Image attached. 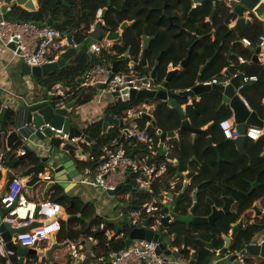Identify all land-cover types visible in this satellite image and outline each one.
<instances>
[{
	"label": "trees",
	"instance_id": "16d2710c",
	"mask_svg": "<svg viewBox=\"0 0 264 264\" xmlns=\"http://www.w3.org/2000/svg\"><path fill=\"white\" fill-rule=\"evenodd\" d=\"M11 2L12 0H6ZM40 7L36 12H29L20 6L13 7V17L18 22H35L39 25L47 23L51 18L54 22V28L60 30L72 37L79 46H84L89 41L91 28L97 23V14L100 10H107L103 18V31L105 33L116 32L125 22L133 23L129 26L120 41L113 46L109 54L106 50L103 56L110 62L122 61V71L128 72L129 60L125 55L130 51L129 57L136 62L139 61L145 47L143 46V37L154 38L151 45L147 48V61L151 67H158L156 83L163 84L169 74V66L178 67L188 58L190 50H194L190 56L188 66L182 72L176 73L168 83V90L179 94L180 92L192 90L198 85L201 68L214 58L204 71L203 82L217 80L225 82L229 77L235 76L240 67V58L251 65L245 71L247 77L256 76L257 81L245 84L241 90L250 108L257 112L264 120V67L261 64L252 63L254 52L251 48L257 47L260 37L264 35V28L261 22L254 20L252 24L245 25L242 29L230 28V25L236 19V14L228 9L222 1H217L216 5L212 0H205L201 5L193 8L192 0H65L68 6L58 3L57 0H38ZM213 11L215 14L210 19ZM213 37L216 39L213 41ZM243 39L251 42L253 47H245ZM162 56L158 62V58ZM119 57L121 59H119ZM96 58L82 52L72 59L65 67L55 70L45 76L38 78L44 88H49L53 84H62L70 86L71 91L75 92L74 99L79 98L80 104H86L92 101L97 94V89H81L79 80L95 65ZM137 71L142 72V68L136 66ZM228 74V75H227ZM80 90V91H79ZM179 104H187L188 99L181 94L177 96ZM223 95L217 90L205 94L199 103L195 102L189 105L186 110L187 118L196 129H202L211 122L216 121L209 132L217 143H221L222 148H230L227 139L220 129V122L231 118L228 115L221 117L224 110L222 104ZM143 100L136 99L126 103H119L111 106L108 114H113L119 118H127L131 111H141L139 107ZM139 107V108H138ZM14 112L9 110L7 120L13 121ZM156 126L165 133L179 131L182 124L180 115L168 108L166 104H158L154 113ZM137 119V120H136ZM141 129H147V119L138 116L135 118ZM102 123H95L86 131V136L95 142L96 149L112 145L121 141L120 128L114 127L108 134L102 135ZM158 138L155 131H150ZM53 142L59 143L55 140ZM249 145L255 149L252 158V164L249 165L248 158L232 150L226 153L225 160L221 164L217 158L209 161L207 165L214 163L217 167V174L206 178L202 183H196L193 188L201 186L199 191V203L197 214L207 216L211 213L209 201H212L217 207L223 206L221 190L225 188H234L241 192L248 193L251 190L250 183L259 181L262 185L250 197H246L236 206V213L226 215L216 222L215 225L196 226L182 222H173L169 227V235L174 236L175 246L182 247L187 244L196 253L195 264H215L216 253L211 252L200 242V240L209 242L215 241V249L221 250L224 246L222 234L228 235L231 231V224L236 223L241 217L253 208V204L258 199H264V157H261L264 145L260 142L248 141ZM116 145H112L115 147ZM125 146V145H124ZM248 146V145H247ZM126 147V146H125ZM128 153H132L133 147H126ZM179 152V166L182 169L188 158L185 152L184 143ZM100 156H98L99 158ZM10 158V164L13 162ZM32 161V160H31ZM29 161L21 160L19 165L25 167ZM229 167L230 174L221 173L224 166ZM224 165V166H223ZM93 168L92 164L89 165ZM228 174V175H227ZM130 183V185H129ZM134 178L131 177L127 185L121 188V194L126 195L129 192L133 194V203L141 205L149 200L144 197L143 201H137L142 197L132 184ZM222 188V189H221ZM165 189V188H164ZM168 188H166L167 190ZM158 193L159 188H155ZM145 194V193H143ZM191 204L188 199L187 205ZM132 207V206H131ZM188 207V206H187ZM73 211L80 212L81 217L74 223L81 224L75 231L77 238L83 235L87 240L93 238L99 243L94 248L97 258H108L111 253L119 252L126 248V241L129 234V225L124 224L125 239L109 240L102 230L101 224L106 225L108 217L100 216L97 211L91 207V203L83 200L76 203ZM85 218V222L81 221ZM97 226L96 231H92ZM110 228L112 227L109 224ZM113 228V227H112ZM263 226H247L239 233V238L232 248L233 251L241 250L243 246L250 243L256 234L260 233ZM64 225H62V232ZM60 233V235L62 234ZM74 232V233H75ZM59 235V238H60ZM184 257L189 259L190 252H185ZM29 258H36L28 256ZM248 264L250 262L246 261ZM237 264V263H232Z\"/></svg>",
	"mask_w": 264,
	"mask_h": 264
},
{
	"label": "built area",
	"instance_id": "2783aa9c",
	"mask_svg": "<svg viewBox=\"0 0 264 264\" xmlns=\"http://www.w3.org/2000/svg\"><path fill=\"white\" fill-rule=\"evenodd\" d=\"M218 1H222L230 10H233L235 6L234 3H237L235 0ZM261 1L264 2V0ZM196 6L197 4L194 5L195 8ZM13 7H9L6 11L0 13V16L2 17L0 20V43L6 48H9L10 45H14L15 48L13 49V54L21 63H25L32 68L42 67L48 63L56 62L60 55L68 49L72 47L77 48L79 46L72 37L70 40L69 35L47 24L39 25L32 21H16L13 17ZM20 7L23 8V6ZM28 11L32 12L30 10ZM6 14L9 15L4 18V15ZM243 18L245 21L253 22L255 20L251 11H246ZM97 19L98 21H102L103 24L102 10L98 12ZM259 41H261V44L260 52L257 54V57L259 62L264 63V35L260 37ZM114 45L115 43L103 39L89 48L96 58V63L82 78L80 83L81 88H95L98 92L110 96L117 91L121 92L126 89H134L137 91L142 89L158 91L161 89V84H157L155 80L150 77H145L144 74L139 73L134 66H131L128 72L114 73L112 63L103 56V52L111 49ZM243 45L245 47L252 46L251 42L247 39H243ZM239 60L241 64L246 63L242 58ZM171 68L176 70V68L179 67ZM255 81H257V77L255 76H242V85L239 87L238 91H241L245 84ZM227 83L228 81L223 83L218 82L217 80L203 82L206 86H225ZM56 86H59L58 94L63 98L59 106L65 108L75 92L60 84ZM101 86H104V88L101 89ZM54 88L55 87H53V90ZM7 94L6 102L1 101L0 99V110L4 108L11 109L13 102H17L18 96H15L10 92ZM49 94H52V92H49L48 95ZM22 114L24 116V113ZM142 114L143 110L140 112L133 110L128 113L127 118L122 119V122H126L130 118L141 116ZM220 129L227 140L235 139L239 136L236 122L233 117L221 121ZM47 130L52 132L51 137L45 135ZM126 130V133L123 132L124 137L143 145V151L139 155L135 154L132 157L131 154L128 153L126 147L119 141L115 143V147H112L111 145L105 146L102 150L101 162L95 168H87L85 170L81 179V184L83 186L102 190L104 194H107V192L114 191L118 187L127 184L129 182L128 180L133 177L136 188L147 190L151 194L153 193V181L163 173V169L161 170L159 168L158 154L161 149H164L168 153V142L173 139L167 138L166 141L162 142L158 135V138H156L155 135L147 132L146 129H141L136 124L127 127ZM15 131L19 135L21 143V149L16 152V156L18 155V157L26 155V147L34 151L29 145L32 143L33 138L37 137L39 133L44 134L49 141L59 140L62 146L68 141V135L63 134L62 129H57L50 124L35 127L26 122L24 117L22 118L20 114L17 119ZM263 134L264 129L252 127L247 130L246 137L249 140L256 141L261 138ZM72 140L78 147L81 140L78 138H73ZM169 161L174 162L172 160ZM39 177L40 187L44 183L51 181L49 171L40 174ZM183 182L188 183L189 180L184 178ZM174 187L175 185L173 183L169 190L161 191L158 196L140 205V209L131 212L128 223L130 232L134 229L146 228L156 235L164 236L169 234V229L162 228V225L163 220L170 216V213L165 212V209L176 201L177 195L174 192ZM25 188V179L19 176H14L10 180L6 196L1 198L2 206L10 209L6 221L12 223L13 228L18 229L32 225L36 222L41 223V225L34 227L27 232L15 234L11 239L12 242L23 248L43 252L44 262L41 264H56L63 260H67V264H83L87 258L86 253L83 252V245L79 244L67 248L69 251V256L67 257L64 254H56L54 256V261L47 258V251L55 243H58L59 235L62 232L60 213L63 212V208L58 202L49 199H44L39 202L28 200L23 194ZM147 219H150V221L148 226L145 227L144 223ZM99 229L104 230L107 228L106 225L101 224ZM115 235L116 232L106 230V236L110 240L113 239ZM128 238L129 235L125 239V234L122 232V234L116 239H125V241H127ZM172 239L173 236L170 237V241L167 243L164 239L163 245L166 246L167 250L178 252L179 249L171 245ZM252 245L263 247L264 234H259L257 240H255ZM159 246L160 243L149 242L146 240H134L129 247L119 252L111 253L108 258H97L95 254H91L89 264H190L189 260H185L182 257L176 259L166 256L164 253L158 254L157 251ZM16 254L15 251L7 248L6 242L0 237V263L5 261L7 264H16L13 262V259H16L17 257ZM20 259L21 256L18 255L17 260L19 261ZM242 261H245L244 257H240L238 262L241 264ZM24 264L39 263L32 258H24ZM215 264H217V261Z\"/></svg>",
	"mask_w": 264,
	"mask_h": 264
},
{
	"label": "water",
	"instance_id": "95a60500",
	"mask_svg": "<svg viewBox=\"0 0 264 264\" xmlns=\"http://www.w3.org/2000/svg\"><path fill=\"white\" fill-rule=\"evenodd\" d=\"M214 4L216 5L217 0H212ZM237 3L235 4V10L234 13H236L240 19L237 21L236 29L240 30L242 29L245 25L247 24H252V21H245L242 16L243 13L246 11H251L252 14L254 15L255 19L258 20L263 24L264 28V2L261 0H235ZM16 5L18 6H23L26 10L30 11H35V6L32 0H15ZM58 3H62L65 6H68V3L63 2L62 0H57ZM205 0H195V3L197 4H202L204 3ZM107 13V10L102 11V18L105 17ZM215 14V11H213L210 20L213 19V16ZM9 14L4 15V18H6ZM0 16V20H1ZM47 25L54 27V22L51 18L48 19ZM128 23L125 22L121 25L120 29L116 32H109L105 33L102 28V21H98L94 26L92 31L89 33V41L87 44L84 46H78L77 48H70L66 52L60 55L59 59L56 62L48 63L42 67H30L25 63H20V72L26 76H32L34 78H39L42 76H45L57 69H61L65 67L72 59H74L78 54L85 52L87 53L91 58L93 57L92 51L89 50V48L95 44L96 42L100 40H107L109 42H119L122 35L121 32L127 29ZM69 39L71 40V37L69 36ZM154 38H148V37H143V44L144 47L146 48L143 51L142 58L138 64L140 68H142L144 72L145 77H150L152 79L157 78L158 74V67H155L154 70L152 71V74H149L148 70V63H147V48L151 45L153 42ZM260 44L261 41L258 42V45L256 48H251V51L255 53L253 56L252 62L259 64V59L257 57V54L260 52ZM10 48L14 49V45H10ZM192 53V49L189 53L188 58L182 63L181 67L186 68L188 66L190 56ZM130 55V51L127 52L125 55L126 58H128ZM161 57H159V60ZM213 59H209V61L201 68L200 70V76L198 78V85H196L192 90H187L183 91L179 94L173 93L168 90V83L171 81V79L174 77L176 74V71H171L169 72L165 82L162 84V87L158 91H148L146 89H142L140 91L134 90V89H126L124 91H117L115 92L112 96L114 98H117L118 102L121 101H129V100H134L136 98H144L145 99V106L149 105V102L151 99H156L158 101L162 102H168L169 101V106L176 110L181 118H182V124H181V129L182 131H187L193 135V144H195V139L199 135H204L208 136V131L203 130V129H196L194 128L191 124L190 121L187 119L186 114L184 113L182 107L178 104V102L175 100L178 95H182L184 97L188 98H193L195 101L196 96H201L203 94L209 93L212 90H217L223 94V101L226 104H229L233 111H234V119L236 122L237 130L239 132V136L235 139L227 140L229 144H231L237 152L240 154L246 156L249 158V155L247 154L246 151V145L248 142V139L246 137V132L250 127H258V128H264V120L258 115L257 112L255 111H250L248 108V105L245 103V101L240 97V95L237 93L239 87L242 85V75H239L235 78H233L229 84L226 86L224 85H212V86H206L203 84V78L202 75L209 65V63ZM119 61H116L113 63V70L114 73H120L119 69ZM132 65H135L134 63ZM249 64L244 63L240 64L239 71L241 74H243L246 69L248 68ZM228 75V74H227ZM230 76V75H228ZM82 79L79 80V83H81ZM58 84H53L48 88V91L51 92L53 86H56ZM245 86V85H244ZM66 88H71L70 86H65ZM101 89L104 88V86L100 87ZM2 95V91L0 90V97ZM62 96L61 95H54V94H49L45 97L44 100L38 101L34 104H32L30 107H28L25 112H24V120L35 127H40L41 125L44 124H50L51 126H54L57 129H62L63 134L68 135V141L65 143L64 146H61V143H56V142H50L44 143L43 146H41L38 151H31L29 148L26 147V155L20 156L18 158H15L13 162L11 163L10 167L14 168L15 164L19 163L21 160H27L29 163L23 167V172L21 174V177L24 179H28L26 182V187L28 188L29 192H32L33 188H40V174H44L47 171H49L51 177L48 185L45 188V192L43 194V197L47 195L51 190H56L58 187L62 186L63 182L67 181L66 179H62L61 177L66 174V165L67 163H72L73 167L75 166V155L82 156V152L76 151L77 144L73 142V138H78L80 140H85L89 142V138L84 135L83 132L80 131L78 125H77V118L76 115L70 114L68 110H71V108L76 105L77 101L68 103L65 108L59 107L57 104L58 100H61ZM193 101V102H194ZM6 109H3L1 114H0V120L3 119L4 115L6 114ZM144 119H147L150 121V124L148 125L146 131L150 132L152 130L156 131L157 135L160 137L161 141L164 142L166 141L167 138H172L177 142V138L175 137V132H170V133H165L159 130L155 124V121L151 119L149 115H147L146 109H143V114L141 115ZM135 120L134 118L128 119L126 122H122L119 119L112 118V117H105V122L103 124V130H107L108 126L110 124H113L114 126L120 127L124 133L127 132L126 126L131 123L132 121ZM4 129V128H3ZM2 129V130H3ZM45 135L47 137H51L52 132L50 130H47L45 132ZM44 134L39 133L37 135V139L45 142L46 137ZM264 140V135L257 140V142H260ZM16 141H19V135L14 132L12 135L9 136L8 140V147H12L11 142L15 143ZM207 146H206V151L208 150H214L216 151L218 155V162L221 161L222 156L221 152L219 150L218 145H213L212 139L210 137H207ZM136 149H134V152L131 153V156L133 157L135 155ZM1 154V151H0ZM9 154V151L6 155H4V158L2 159L1 164L3 165L5 163V158ZM162 156L161 153L158 155V159ZM168 158H173L170 157L169 155H166ZM32 160V161H31ZM64 171V173H62ZM1 169H0V179H1ZM71 172V171H70ZM192 172V171H191ZM70 174V173H69ZM179 177H183V174L181 172H178ZM13 178V174H10L8 177V180L6 182V185L0 192V237L6 242L7 248L9 250L15 251L19 256L25 257V255H34L35 257L38 258V263L41 264L44 261V253L43 252H38L37 250L34 249H28V248H23V247H16V245L11 241L12 237L15 234L18 233H24L29 230H31L34 227H38L41 225V223H33L32 225L26 226V227H21V228H13L12 223H9L6 221V217L8 216V213L10 209L5 208L1 204V198L6 196V192L8 189V185L10 180ZM188 179H191L190 175H187ZM62 182L59 184H56V182ZM129 181V180H128ZM259 184L254 183L253 188L250 193L245 194L241 191H238L234 188H227L229 191V194L226 193V190H223L222 194V199H223V206L221 207V210H218L213 202H210V206H212L213 211L207 216H201L197 214V208H198V194L199 190L201 189V186H198L196 193L194 195V201L195 204L192 206V208L189 210V216L192 217V223L193 225L196 226H206V225H215L218 220L223 218L225 215H231V208L234 205V203L239 202L245 197L251 196L254 191L256 186ZM63 187V186H62ZM188 183H185L183 193L180 194L177 199L176 203H180L184 193L187 191ZM121 187H118L114 191H109L107 192L106 195L109 197H116L118 192L120 191ZM139 192H147L146 190L143 189H138ZM98 194L104 195L102 190H97ZM132 201V196L129 197L128 202ZM73 204V202H72ZM135 209H140V207H134ZM171 206H168V209H170ZM254 211L255 213L259 214V217L264 216L263 211L259 210L257 206H254ZM60 217H63V213H60ZM78 217L73 216L70 217L67 220V224L70 225L72 221L76 220ZM150 219H147L144 223V226L147 227L149 224ZM173 218L172 216H168L163 220V225L162 228H169L172 225ZM108 224V223H107ZM244 229V218L242 217L237 223L231 224V230L232 233L229 235H226L224 237L225 239V246L224 248L219 252V255H224L228 256L229 260L228 263H238L237 261L240 260V257L246 258L245 261L241 264H248L247 258L250 256L254 257H264V246L262 248L252 245V243H247L243 246V248L239 251L235 250L233 251L232 248L235 246L238 238H239V233ZM124 228L118 229L116 235L113 237L112 240H115L117 237H119ZM106 232V229L102 231L104 234ZM264 234V225H263V232ZM7 237H11L10 240L7 239ZM134 240H146L149 242H154V243H160V246L158 248V254L164 253L166 256L173 257V258H180L185 252H189V247L187 244L184 245L183 249L179 252H172L170 250L166 249V246L163 245V240L164 236L156 235L152 231L147 230L146 228H138L134 229L129 233V238L126 241V248L129 247ZM257 240V237L252 239ZM200 242L209 250H214V241L211 242ZM82 245H85L87 249L89 250L88 253H86V260L84 261L83 264H89L90 259H91V250H92V242H86L82 241ZM171 245L174 246L175 242L171 241ZM63 248V245H60L58 243H55L46 253V256L48 259L51 261H54V252L56 250H60ZM261 251V253H260ZM195 259H196V253H193L191 256V261L190 264H195ZM59 264V263H56ZM69 264V263H68Z\"/></svg>",
	"mask_w": 264,
	"mask_h": 264
},
{
	"label": "crops",
	"instance_id": "0c3cea01",
	"mask_svg": "<svg viewBox=\"0 0 264 264\" xmlns=\"http://www.w3.org/2000/svg\"><path fill=\"white\" fill-rule=\"evenodd\" d=\"M32 1L34 3V6H35V11H32V12H36V11H38V9L40 7V2L38 0H32ZM62 1L65 2V3H68L65 0H62ZM192 1L194 2L193 4L195 5L196 4L195 0H192ZM14 5H16L15 0H12L11 2H8L6 0H4V1L0 0V13L2 11L3 12L6 11L7 8H9V7H13ZM197 5H201V4H197ZM16 6H18V5H16ZM193 8H195V7L193 6ZM23 9H25V8L23 7ZM234 10H235V6H234L232 11L234 12ZM244 13H243V15H244ZM242 18H243V16H242ZM239 19H240V17L236 14V19L234 20V22L231 23L230 28L236 29L235 27H236L237 21ZM96 21L98 22V19ZM209 21H211V20L207 19V22H209ZM255 21H256V19H255ZM132 24L133 23H128L127 28L129 26H131ZM91 31H92V28H91ZM123 34H124V31L121 32V35H123ZM215 39L216 38L213 37V41ZM113 43L117 44L118 42H113ZM143 46H144V44H143ZM251 47H253V46H251ZM253 48H256V47H253ZM111 49L106 50V51L109 54L113 55L114 53L111 51ZM191 49H192V52H193L194 47H192ZM142 55H143V53H142ZM142 55L140 56L139 61H137V62L135 60H133L131 57L127 58L129 60V62H128L129 69L127 71L130 70L131 66H134V68L136 66H138V64H139V62H140V60L142 58ZM254 55H255V53H254ZM160 57L162 58V56H160ZM119 59H121V58L119 57ZM212 59H214V58H212ZM160 60L158 58V62ZM20 63L21 62L19 60H17L16 57L14 56L13 49L10 48V47L6 48L5 46H3L0 43V90L2 91V96H1L0 99H1V101L6 102L7 101L6 96H8V94H7L8 92L12 93L15 96H18L17 102L16 103L13 102V105L11 106V109H9V110H12L14 112L13 121L9 122L7 120V113H8L9 110H6L7 111L6 114L4 115L3 119L0 120V151H1V154H0V169L2 171L1 172L2 175H1V179H0V192L2 191L4 186L6 185V182H7L8 177H9L10 174H13V177L14 176L21 177V174L24 171L23 167L21 166L22 164L19 165V163L15 164L14 168L10 167V165H11L10 164V158H13V159H14V157L18 158V155L16 156V152H18L21 149L20 138H19V141H16L15 143L11 142V144H12L11 148L8 147L9 136L12 135V133L16 132L15 131V127H16L18 116L20 114L21 117L23 118L24 116H23L22 113H24L25 110L28 107H30L32 104H34V103H36L38 101L44 100L45 97L50 92V91H48L47 88H44L41 85V83L37 80L38 78H34L32 76H26V75L22 74L20 72ZM119 63H120L119 64L120 72H123L122 71L123 62L119 61ZM133 63L135 65H132ZM147 63H148V61H147ZM182 63L178 66L179 68L174 67V68H176V73H180V72L183 71L184 68L181 67ZM246 63H248L249 66L251 65V62L249 63V62L246 61ZM259 64H261L264 67V63L260 62ZM112 65H113V63H112ZM249 66H248V68H249ZM171 67H173V65L169 66V70H168L169 72L174 70ZM154 68L151 67L150 64L148 63L149 74H152V71L154 70ZM138 72L141 73V74H144L143 71L142 72L138 71ZM239 75L244 76L245 72L243 74H241L240 71H238V73L235 76H233V77H229L228 76V80H226L225 82L228 81L227 84H229L230 81L233 78H235V77H237ZM156 79H155V82H156ZM225 82H223V83H225ZM53 87H55V88H54V90L52 88V90H51L52 94L55 95L57 93L56 95H59L58 94L59 86H53ZM81 89H86V88H81ZM237 93L240 95V97L248 105L249 110L253 111L250 108V106L247 103V101L245 100V98L242 96L241 91H238ZM204 95L205 94H203L201 96H196L195 97V101L193 100V98H188L187 104H183V105L179 104L177 97H176L175 100L182 107L184 113L186 114L187 107L189 105L194 104L195 102L199 103ZM74 96H75V93L72 96V99L68 101V103L77 101L76 105H74L71 108V110H68V112L69 113L71 112L70 114L76 115V118L78 120L76 123H77L80 131L83 132L85 136L87 135L86 131H87V129L89 127H91L95 123L104 124L105 117H107V116L112 117V118H116V119H119L120 121H122V119H124V118H119V117H117V116H115L113 114H108V112L110 110V107L113 106V105L116 106L119 103H126V102H129V101H134L136 99L143 100V103L139 106V107H141L140 109L143 110L145 108L146 112H147V115H149L151 117V119L154 120V121H155L154 113H155L156 106L158 104H166L169 109L174 110V109H172L169 106V101L168 102H162V101H158L156 99H151L150 102H149V105L145 106V99L144 98H136L134 100L118 102L117 98H114L112 95L111 96L110 95H104L103 93H100V92L97 91V94L95 95V97H94V99L92 101H90V102H88L86 104H80L79 103V98L74 99L73 98ZM20 98H22L23 100L20 99ZM60 102H61V100H58L57 104L60 105ZM222 104L224 105L225 108H224V110H223V112L221 114V117H223L224 115H228L229 114V117H231V118L233 117L234 118V111H233L232 107L229 104L224 103L223 100H222ZM2 110L3 109L0 110V114H1ZM174 111L177 112L176 110H174ZM186 116H187V114H186ZM136 120H134L131 123H129L126 126V128L130 127V126H133L135 124L138 125ZM146 121H147V127H148V125L150 124V121H148V120H146ZM155 123H156V121H155ZM214 123H216V121H213L209 125H207L204 128H202L203 130H207L208 131V136H204V135L197 136V138L194 140L195 144H193V135L191 133H189L187 131H182V130L176 131L175 132L176 134H175L174 138H177V142H175L174 139L170 140L168 142V144H169V152H168L167 155L170 154V157H173V158H168L166 156V153L163 154L161 151L159 152V153L162 154V156L158 159V164H159V168L161 170L163 169L162 170L163 173H162L161 176H159V177L154 179L153 184H152L153 193L151 194V193H149L146 190L147 192H142V193H145V194H143L142 197H138V199L135 200V202H137L139 200L143 201V198L146 197V196L150 198L147 201H150L154 197L158 196L161 191L169 190L170 187H171V184H173V183L175 185L174 192L176 193V195L178 197L180 194L183 193V189H184V185H185V183L183 182L184 178L188 179L187 175H190L191 179H188L189 182H188L187 191L184 193V196H183V198H182V200L180 202L182 204V206H183L184 212L189 214V210L195 204L194 195H195L196 190L198 188V187L197 188L196 187L193 188V185L196 184V183H199V182L202 183L207 177L210 178L211 176H214L215 174L218 173L217 172L218 168L214 166V163H211L210 166L207 165L206 167H204L206 164L209 163V161H212L215 158H217V160H218V155H217L216 151H214V150L206 151L205 150L206 146H207V141H206L207 137H210L212 139V143H213L214 146L215 145L219 146V150H220L221 156H222L221 161L218 162L219 164H221L222 161L225 160L226 153L231 152L232 150L237 152L235 147H233L231 144L228 143L230 145L231 149H229V148H224L223 149L222 146H221V143H217V141H215L213 139L212 135L209 132V128ZM190 124H191V122H190ZM114 127L115 126L113 124H110L106 131L103 130V127H102V135L106 136L108 134V132L111 131ZM116 127H118V126H116ZM250 128H252V127H250ZM262 129H264V128H262ZM152 131L154 132V130H152ZM123 134H124L123 130L120 128V135H119L120 138H121L120 143L125 145L128 148L133 147L132 153L134 152V149H136L135 154L139 155L143 151L142 148H144V146L141 145L140 143H135L134 141H132L130 139H126ZM155 134H157L156 131H155ZM50 142L51 141H49L48 139H46V141L43 142V141H41V140H39V139H37L35 137V138H33V141L29 145V147L31 149H33L34 151H38V149L41 146H43L44 143H48L49 144ZM253 142H257V141H253ZM183 143L185 145V152H186V156L188 158V163H186L184 165V167L181 169L180 166H179V152H178V149H181V145ZM260 143H262V145H264V140L260 141ZM112 145H115V143L112 144ZM247 145H246V151H247V154L249 155V157H251L253 155V153L255 152V149L252 148L251 145H249L248 142H247ZM76 150L82 152V156H78L77 155V157H76V155H75V166L74 167H73L72 163H67V165H66L67 167H66V170H65L66 174L61 177L62 179H66L67 178V181L63 182V183L62 182H58V181L56 182V184H59V185H60V183H62L63 187L60 186L56 190H51L44 197H43V194L45 192V188H46V186L48 185V183L50 181H48V183H44L40 188H33L32 192H29L27 187L23 190V194L30 201L39 202V201L44 200V199H49V200L58 202L63 208V212H62L63 213V217H61V223H62V225H64V230H63L62 234L60 235V238L58 239V243L60 245H63V248L58 250V251H55L54 254H53L54 256L56 254H61V253L66 255V257L69 256V251L67 250V248H71L73 245H78V244L82 245L81 244L82 241L92 242V250H91L90 253L91 254H95L94 248H96V246L98 245L99 242L97 240H94L93 238H90L89 240H87L83 235H80L77 238L75 231H77L80 228L81 224L74 223L75 220L72 221L70 225L67 224V220L70 217L77 216L78 217L77 221L81 217L80 212L75 213L73 211V208H74L75 204L80 202L81 200H83V201H85L87 203L96 204L97 213L100 216L108 217V222H107L108 224H106V228H107L106 230L107 231H111V232H117L118 231V229H116L114 227L110 228V226H108L110 223H112V221L117 222V215H116L117 206L112 201V199L117 198V196L116 197H109L106 194L100 195V194H98L96 189L90 188V187H85V186H83L81 184V179H82V177L84 175L85 170L87 168L92 169V168H90L89 165L92 164L93 165L92 167L95 168L101 162L102 148L101 149L100 148L96 149L95 142H93L91 140H89V142L85 141V140H81L79 142V145H78ZM8 151H9V154L6 156V158L4 160L5 163L2 165L1 164L2 159L4 158V155H6L8 153ZM237 153H239V152H237ZM240 155H242V154H240ZM98 156H100V157L98 158ZM242 156H244V155H242ZM261 157H264V148H263V152L261 154ZM169 160H172L174 162H171ZM248 161H249V165H251L252 164V158L251 159L248 158ZM225 165L226 166L223 165L224 167L222 168L223 170H221V173L230 174L231 172L227 171V170H230L229 167L227 166V164H225ZM46 172H47V170H46ZM178 172H181L183 174V177H179L178 176ZM62 173H64V171ZM25 180H26V182L28 181L27 179H25ZM254 183L259 184L255 188V191H254V193H255L258 190V188L261 187L262 184L259 181H256ZM254 183H250L251 190L253 188V184ZM156 187L159 188V190H160L158 193L155 191ZM166 188H168V189L166 190ZM136 189H138V188H136ZM223 190H226V193L229 194V191H228L227 188L222 189L220 198H222ZM251 190L248 193H250ZM238 191H240V190H238ZM243 193H245V192H243ZM248 193H245V194H248ZM130 196H132V201L128 202V199H129ZM124 197H125V199H127V205H126L125 211L129 210L130 214H131V212L133 210H137L134 207H139L140 205H138L136 203H133V194H132V192H129L128 194L124 195ZM177 197H176V199H177ZM188 199L191 200V204L188 205V207H187L186 204H187ZM208 201H209V204H210V202H212L210 200H208ZM72 202H73V204H72ZM144 202L146 203V201H144ZM239 202L234 203V205L231 208V212H232L231 214H233V213L235 214L236 213L235 209H236V206L239 204ZM175 203H176V201H175ZM198 203H199V194H198ZM142 204H144V203H142ZM178 205H179V203H178ZM254 205L257 206L259 210H262V208H264V199L256 200L254 202L253 206ZM210 208H211V211H213L212 206H210ZM216 208L218 210H221V207H217L216 206ZM167 210L168 209L166 208L165 212H167ZM254 213H255L254 209H251L250 211H247L242 216L244 218V221H245L244 222V228L246 227V225H245L246 219L248 217L250 218L251 217L250 215H253ZM129 218H130L129 215L126 213V221L124 222V224L125 223L126 224L129 223ZM262 221H263V219H262ZM189 224H191V223H189ZM95 228H97V226H95L93 228V230H92L93 232L95 231ZM231 233H232V230L229 232V235ZM104 234L106 236V232ZM225 236H226L225 234H222V239L224 240V246H225V239H224ZM256 236H257V234H256ZM201 241H203V240H201ZM212 241H214V240H212ZM254 241L255 240H253V242ZM204 242H206V241H204ZM209 242H211V241H209ZM253 242H250V243H253ZM224 246H223V248H224ZM16 247H20V246L16 245ZM83 247H84V251L83 252L84 253H88L89 250L87 249V247L85 245H83ZM175 248L180 249L178 247H175ZM260 248H262V247H260ZM221 250H216L215 249V241H214V250H212V251L209 250V251L216 253L217 264H229L228 263L229 258H228L227 255L226 256L219 255V252ZM63 251H65V253H63ZM189 251H190V255L191 256H192L193 253H195V251L193 249H191L190 247H189ZM260 253H261V251H260ZM16 256L18 257V254H16ZM17 257H16V259H13L14 263H16L18 261ZM182 258L185 259V260L191 261V257L189 259H186L184 257V255H183ZM256 258L263 259V261H264V257L258 256ZM36 261L38 262V258L37 257H36ZM0 264H7V263L4 261V262H1ZM59 264H67V260L65 262L61 261ZM262 264H264V263H262Z\"/></svg>",
	"mask_w": 264,
	"mask_h": 264
},
{
	"label": "rangeland",
	"instance_id": "374dc122",
	"mask_svg": "<svg viewBox=\"0 0 264 264\" xmlns=\"http://www.w3.org/2000/svg\"><path fill=\"white\" fill-rule=\"evenodd\" d=\"M92 29H93V27H92ZM161 152L163 154L166 153V155L168 154L164 149H161ZM125 185H127V184H125ZM129 185H130V183H129ZM132 185L135 187V183H133ZM139 194H141V196H143L142 192H139ZM112 201L117 206V208H116L117 222L112 221V223H110V224L112 227H114L116 229H121L124 227V222L126 221V213L128 215H130L129 210L125 211V208L127 205V199H125L124 195H122L121 191H119L117 198L112 199ZM177 205H178V203H173L171 208L167 210V212H169L171 214V216L173 218V222H182V223H187V224L192 223V217L189 216V214H187L186 212H184L182 204L179 203V205L178 206ZM91 207H93V209L95 211H97L96 204L91 203ZM81 221L85 222L86 220H85V218H82ZM95 231H96V228H95ZM7 239L10 240L11 238L7 237ZM164 239H165L166 243L169 242L170 241V235L169 234L164 235ZM63 253H65V251H63ZM28 256L35 257L34 255H25V257H21V259L19 261H17L16 264H24V258H29ZM244 259H246V258H244ZM33 260H36V258H33ZM65 261L66 260H63V262H65ZM247 261L250 262V264L264 263L263 259H259V258H256L254 256L248 257ZM237 264H239V263H237Z\"/></svg>",
	"mask_w": 264,
	"mask_h": 264
},
{
	"label": "flooded vegetation",
	"instance_id": "af4514ba",
	"mask_svg": "<svg viewBox=\"0 0 264 264\" xmlns=\"http://www.w3.org/2000/svg\"><path fill=\"white\" fill-rule=\"evenodd\" d=\"M254 206L252 209H254ZM261 211H263V213H264V208H262ZM250 216H251L250 218L248 217L246 219V223H245L246 227L247 226H249V227L250 226H257V225L263 226L264 225V216L259 217V214H257V213H254L253 215H250ZM262 219H263V221H262ZM262 232H263V229H261L259 234H262Z\"/></svg>",
	"mask_w": 264,
	"mask_h": 264
},
{
	"label": "clouds",
	"instance_id": "9594fccd",
	"mask_svg": "<svg viewBox=\"0 0 264 264\" xmlns=\"http://www.w3.org/2000/svg\"><path fill=\"white\" fill-rule=\"evenodd\" d=\"M197 4V3H196ZM197 7V6H196ZM176 71V70H175ZM59 85V84H58ZM60 85H62V84H60ZM64 86V85H63ZM2 96V95H1ZM1 98V97H0ZM63 100V98L61 99V101ZM5 109V108H4ZM6 110H9V109H6ZM249 140V139H248ZM53 141H55V140H53ZM57 141H59V140H57ZM257 141V140H256ZM52 142V141H51ZM60 142V141H59ZM61 143V142H60ZM61 146H62V144H61ZM16 157H14V159H15ZM22 178V177H21ZM24 179V178H23ZM28 180V179H27ZM122 188V187H121ZM170 206H172V205H170ZM167 209H168V207H167ZM171 215V214H170ZM173 223V222H172ZM107 224V223H106ZM128 224V223H127ZM129 225V224H128ZM169 229V228H168ZM103 231V230H102ZM123 232H124V230H123ZM117 233V232H116ZM129 233H130V231H129ZM129 235V234H128ZM259 235V233L257 234V236ZM256 236V237H257ZM170 237H172V236H170ZM255 238V237H254ZM171 241H174V236H173V239L171 240ZM252 242V241H251ZM175 246V245H174ZM176 247V246H175ZM179 251H181L180 249H179ZM178 251V252H179ZM172 252H177V251H172ZM190 252V251H189ZM181 257H183V255L181 256ZM239 263V262H238ZM240 264V263H239Z\"/></svg>",
	"mask_w": 264,
	"mask_h": 264
}]
</instances>
